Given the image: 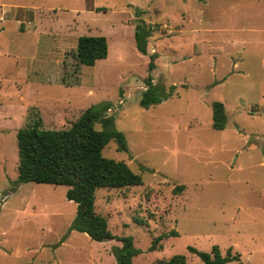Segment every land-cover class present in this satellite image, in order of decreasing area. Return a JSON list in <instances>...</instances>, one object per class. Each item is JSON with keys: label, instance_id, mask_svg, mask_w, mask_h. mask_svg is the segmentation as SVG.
Returning <instances> with one entry per match:
<instances>
[{"label": "rangeland", "instance_id": "rangeland-1", "mask_svg": "<svg viewBox=\"0 0 264 264\" xmlns=\"http://www.w3.org/2000/svg\"><path fill=\"white\" fill-rule=\"evenodd\" d=\"M138 12L152 27L148 54L136 46ZM83 35L106 36L108 56L79 65ZM152 53L154 83L173 94L145 107ZM215 100L223 130L212 126ZM102 101L129 148L111 140L103 154L143 183L97 190L115 235L97 241L69 230L67 186L19 183L17 133L39 117L44 129L69 128ZM129 235L141 249L133 264L177 253L206 264L188 246L215 244L264 264V0H0V264H118L112 249Z\"/></svg>", "mask_w": 264, "mask_h": 264}, {"label": "trees", "instance_id": "trees-1", "mask_svg": "<svg viewBox=\"0 0 264 264\" xmlns=\"http://www.w3.org/2000/svg\"><path fill=\"white\" fill-rule=\"evenodd\" d=\"M104 8H98L102 10ZM138 12L135 38L138 50L148 54V38L152 27L143 20ZM108 41L104 35L78 38L74 57L79 65L93 66L97 60L108 56ZM157 54L150 55L148 75L145 79L140 104L149 107L170 97L173 92L166 91L164 86L154 83L152 71L156 68ZM173 88V87H172ZM112 104L102 101L84 110L74 123L66 129H44L39 117L17 133L20 182H38L67 186L66 197L77 204V212L69 230L86 233L92 239L104 241L115 238L109 229L108 218L96 210V192L101 188H123L141 185L143 179L123 160L106 157L103 150L114 140L118 150L128 151L127 138L116 127L114 118L108 110ZM213 128L225 129L228 115L225 104L215 100L212 103ZM97 124L101 128H97ZM182 187L175 188L176 191ZM175 229L162 233L152 240L151 250L157 249L159 242L168 236H177ZM121 246L112 249L118 264H133V258L141 253L134 244V237L119 236ZM191 253L197 254L206 264H225L235 261L237 264H248L242 261L240 253H232V248L224 255L219 245L212 246L210 252L188 246ZM155 264H188L187 255L177 253L169 258L159 259Z\"/></svg>", "mask_w": 264, "mask_h": 264}]
</instances>
